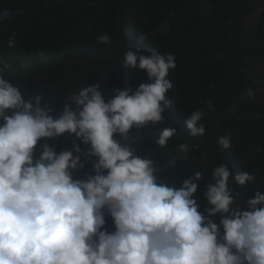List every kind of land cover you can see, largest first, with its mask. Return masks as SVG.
Listing matches in <instances>:
<instances>
[{"label":"clouds","instance_id":"clouds-1","mask_svg":"<svg viewBox=\"0 0 264 264\" xmlns=\"http://www.w3.org/2000/svg\"><path fill=\"white\" fill-rule=\"evenodd\" d=\"M10 15L0 10V24ZM135 30L140 25L125 34L121 66L143 70L137 80L148 82L108 98L98 85L82 87L67 95L58 117L43 94L22 93L6 78L0 59V264H264V191L248 190L242 203L230 186L247 190L259 181L254 173L215 166L197 199L202 171L179 186L157 175L152 156L177 134L160 125L179 107L168 79L176 57L138 48L151 33ZM97 42L111 47L107 34ZM5 46L17 47L15 33ZM206 105L213 110L211 99ZM204 114L185 119L190 136L205 134ZM231 143L230 133L217 139L220 151ZM191 148L197 145L180 144L176 157H201Z\"/></svg>","mask_w":264,"mask_h":264},{"label":"trees","instance_id":"trees-1","mask_svg":"<svg viewBox=\"0 0 264 264\" xmlns=\"http://www.w3.org/2000/svg\"><path fill=\"white\" fill-rule=\"evenodd\" d=\"M261 1L0 0V10L11 13L0 24V59L8 65L6 78L21 85L22 93L29 88L33 95L43 94L50 114L58 117L67 95L82 87L98 85L108 98L116 89L135 90L138 83L148 82L137 80L147 76L143 70L121 66L129 50L125 34L140 25L133 33L149 31L153 36L148 32L142 40L139 37L138 48L145 43L176 57V68L168 79L173 84L169 93L180 99L179 107L163 113L160 125L176 129L177 134L152 156L161 169L157 175L179 186L184 178L202 171L204 180L194 181L197 199L206 191L215 166L226 164L234 174L254 173L259 181L243 186L247 190L230 185L243 203L252 194L248 190L259 186L264 191V101L256 93L264 77L247 72L253 60H264V8L254 22L246 21ZM168 21L167 29L160 30ZM13 33L17 47L7 49L6 41ZM104 34L111 39L110 48L97 42ZM249 88L254 98L244 95ZM209 99L212 111L207 109ZM197 109L205 113L201 120L205 134L192 137L184 122ZM229 133L231 146L220 151L217 139ZM184 143L197 145L191 150L201 157L177 158ZM147 144L138 145L143 149Z\"/></svg>","mask_w":264,"mask_h":264},{"label":"rangeland","instance_id":"rangeland-1","mask_svg":"<svg viewBox=\"0 0 264 264\" xmlns=\"http://www.w3.org/2000/svg\"><path fill=\"white\" fill-rule=\"evenodd\" d=\"M264 8V1H261L255 8V10L252 12V14L250 16L247 17V22H254L255 19L258 17L259 12L261 11V9ZM167 26V23H164V25L161 27V29H164ZM253 64L248 68L247 67V72L250 70L251 74H256L262 79V77H264V60H260V59H256L253 60ZM252 74V75H253ZM261 74V75H260ZM261 86L259 88H257L256 93L258 94V96L260 97V100L264 101V84L263 82L260 83Z\"/></svg>","mask_w":264,"mask_h":264}]
</instances>
